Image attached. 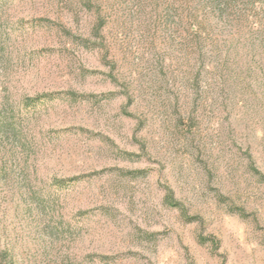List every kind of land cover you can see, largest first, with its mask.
Masks as SVG:
<instances>
[{
	"label": "rangeland",
	"instance_id": "obj_1",
	"mask_svg": "<svg viewBox=\"0 0 264 264\" xmlns=\"http://www.w3.org/2000/svg\"><path fill=\"white\" fill-rule=\"evenodd\" d=\"M91 5L0 8V264H264L258 88L199 81L132 0Z\"/></svg>",
	"mask_w": 264,
	"mask_h": 264
},
{
	"label": "trees",
	"instance_id": "obj_2",
	"mask_svg": "<svg viewBox=\"0 0 264 264\" xmlns=\"http://www.w3.org/2000/svg\"><path fill=\"white\" fill-rule=\"evenodd\" d=\"M94 0H82L92 12ZM9 0H0V8ZM134 12L144 18L143 27L151 34L162 29L172 39L182 37L186 47L198 52L197 79L204 76L213 84L231 83L239 87L258 88V109H264V0H132ZM92 30L106 46L104 29L107 17L99 8ZM143 28V29H144ZM152 39V35L150 37ZM84 44L90 38L80 36ZM111 54V53H109ZM209 60V61H208ZM208 61V62H207ZM199 64V65H198ZM211 64V65H209ZM215 86V85H214ZM244 88V89H245ZM37 97L27 99L33 104ZM0 103V115L8 113ZM252 157V156H251ZM251 168L264 179V173L251 160ZM172 201L173 197H168ZM179 205V204H178ZM7 256V254H6ZM5 257V256H4Z\"/></svg>",
	"mask_w": 264,
	"mask_h": 264
}]
</instances>
